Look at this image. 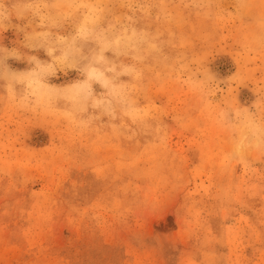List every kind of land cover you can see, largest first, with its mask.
Here are the masks:
<instances>
[{"label":"rangeland","instance_id":"1","mask_svg":"<svg viewBox=\"0 0 264 264\" xmlns=\"http://www.w3.org/2000/svg\"><path fill=\"white\" fill-rule=\"evenodd\" d=\"M46 2L60 75L29 85L67 98L0 91V264H264V0Z\"/></svg>","mask_w":264,"mask_h":264},{"label":"clouds","instance_id":"2","mask_svg":"<svg viewBox=\"0 0 264 264\" xmlns=\"http://www.w3.org/2000/svg\"><path fill=\"white\" fill-rule=\"evenodd\" d=\"M56 5L46 0H0V36L9 34L11 40L0 43V91L8 97L10 102L21 110L34 108L43 109L48 106L51 99L64 100L66 95L63 91L56 89L52 96L43 97L29 85V79H47L51 81L60 75V70L50 71L51 56L47 47L40 46L36 41L48 40L56 49V55L60 56L65 48V43L58 40L55 27L58 14L52 11ZM141 45L146 49H155L157 45L146 35L141 37ZM78 51L73 52V58L78 63L81 73L80 79L87 80L88 71L91 67L99 68L106 74L111 75L109 69L103 63H97L96 57L99 51L89 53L79 50V41L74 46ZM48 57V60L42 59ZM73 74L77 68L68 69ZM67 72H65V76ZM95 85L96 81H89ZM92 92L86 90L82 95L75 98L70 117L78 127L87 128L93 117H85L91 104Z\"/></svg>","mask_w":264,"mask_h":264}]
</instances>
